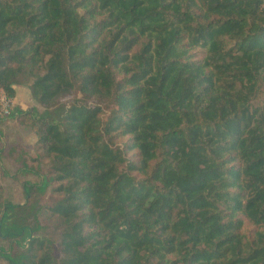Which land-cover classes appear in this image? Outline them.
<instances>
[{
  "label": "trees",
  "instance_id": "1",
  "mask_svg": "<svg viewBox=\"0 0 264 264\" xmlns=\"http://www.w3.org/2000/svg\"><path fill=\"white\" fill-rule=\"evenodd\" d=\"M21 85L0 261L264 264V0H0Z\"/></svg>",
  "mask_w": 264,
  "mask_h": 264
},
{
  "label": "rangeland",
  "instance_id": "2",
  "mask_svg": "<svg viewBox=\"0 0 264 264\" xmlns=\"http://www.w3.org/2000/svg\"><path fill=\"white\" fill-rule=\"evenodd\" d=\"M16 97L11 99L6 92L0 91V129L3 132L2 147L8 149L18 141H22L30 156H35L38 136L32 128H29L28 117H21L16 109L23 111L43 110L39 103L33 100L28 85L17 86ZM15 168L2 156L0 157V185L7 192L9 199L15 203L24 201L21 185L13 177ZM32 180H37L34 175L29 176ZM245 228L248 232L254 231L256 226L246 220ZM0 264H7L0 261Z\"/></svg>",
  "mask_w": 264,
  "mask_h": 264
}]
</instances>
